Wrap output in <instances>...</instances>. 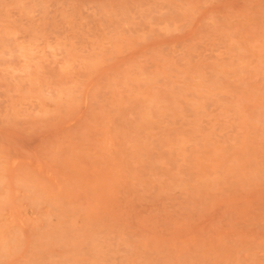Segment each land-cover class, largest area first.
<instances>
[{
    "label": "rangeland",
    "instance_id": "1",
    "mask_svg": "<svg viewBox=\"0 0 264 264\" xmlns=\"http://www.w3.org/2000/svg\"><path fill=\"white\" fill-rule=\"evenodd\" d=\"M0 264H264V0H0Z\"/></svg>",
    "mask_w": 264,
    "mask_h": 264
}]
</instances>
